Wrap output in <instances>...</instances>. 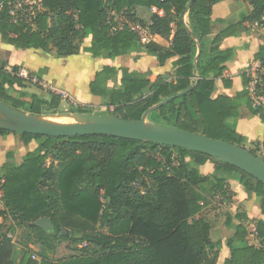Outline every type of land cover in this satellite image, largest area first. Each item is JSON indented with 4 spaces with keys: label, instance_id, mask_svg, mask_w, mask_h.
Instances as JSON below:
<instances>
[{
    "label": "trees",
    "instance_id": "trees-1",
    "mask_svg": "<svg viewBox=\"0 0 264 264\" xmlns=\"http://www.w3.org/2000/svg\"><path fill=\"white\" fill-rule=\"evenodd\" d=\"M222 1L41 0L43 11L37 14L33 31L25 24H13L0 12V36L3 43L17 50H54L63 58L79 52L89 31L90 44L83 52L93 58L144 53L163 65L177 57L172 79H150L148 74L106 66L96 73L89 91L101 98L102 107L111 110L109 116L135 121L150 108L179 95L151 112L147 121L244 148L246 139L236 133L239 111L246 107L264 121L262 109L252 108L244 90L234 97L213 98L212 94L214 81L223 77L225 64L234 56L233 49H221L220 44L248 32L246 22L264 28V0H247L251 13L228 23L207 49L202 40L213 26L211 7ZM152 7L164 16L152 13ZM113 13L147 27L156 41L144 45L128 27L116 29ZM255 60L264 65V45ZM20 70L17 66L7 70L0 64V101L30 115H60V97L50 93L49 99H44L26 92L33 76L29 74L27 80L19 75ZM118 75L116 87H111ZM261 81L264 94V76ZM69 113L90 114V109L70 105ZM7 134L0 130L1 136ZM19 136L25 146L34 141L37 147L20 165L11 162L12 154H8L0 167V264H15L18 253L6 236L8 230L17 229H25L33 244L51 254V260L37 262L28 249L23 250L18 264H215L219 243L211 240L210 224L197 216L209 198L217 193L225 196L229 179L255 194L262 218L254 223L255 247L246 240V213L227 216L226 226L233 225L234 234L226 242L231 255L224 264H264V184L235 167L196 152L111 136ZM209 160L218 164L213 173L203 175L199 168ZM44 217L53 224L54 236L33 225ZM7 221L11 224L5 231ZM123 222L130 223L127 234L105 233ZM215 249L210 257L209 251Z\"/></svg>",
    "mask_w": 264,
    "mask_h": 264
},
{
    "label": "crops",
    "instance_id": "crops-1",
    "mask_svg": "<svg viewBox=\"0 0 264 264\" xmlns=\"http://www.w3.org/2000/svg\"><path fill=\"white\" fill-rule=\"evenodd\" d=\"M251 11V3L247 2V0H225L214 4L211 7L210 16L213 22L211 32L202 40L207 44V49H210V42L213 41L218 32L227 27L228 23L238 21L242 16L249 15ZM158 16L163 17L164 12L161 11ZM219 21H223V23H219ZM183 22L186 25L188 24V14L184 15ZM85 34V38L81 41L79 52L75 55L63 58H58L54 50L50 52H45L40 49L17 50L13 46L3 43L0 36V64H4L8 70L10 67L17 66L27 75L30 74L45 84L43 86L31 83L29 85L27 84L26 90L28 93L36 94L44 99H49L51 88L57 92L69 94L73 106L79 105L93 109L103 108L101 106L102 100L100 97L90 93L89 85L93 82L96 73L106 66L115 69L127 68L129 71L148 74L151 79H154L156 76H167L168 79L174 78L173 64L177 60V57L168 59L163 65H159L154 57L144 53L132 54L131 56L116 59H106L102 57L93 58L91 55L83 52V49L90 44L89 31ZM263 45L264 29L262 28H251L240 37H228L222 41L220 48L233 49L234 56L225 64L226 68L223 77L214 81L215 91L212 94L213 98L218 95L234 97L244 90L245 78L243 73L255 60V55ZM119 77L120 75L116 77L111 87H116ZM64 105L66 107L70 106L66 102L61 101V109ZM236 133L246 139L243 144L246 150L249 149L251 145L262 147L264 141V121L258 116H254L246 107L242 108L237 117ZM36 147L37 144L34 141L28 146H25L21 142L19 135L11 133L3 136L0 135V167L7 161L8 154H12L11 162L15 165H20L23 157L27 153L35 150ZM214 168L215 163L209 160L199 168V171L203 175H208L213 173ZM192 190L200 192L196 188ZM225 193V196L221 193H217L209 198V204L204 207L197 216V218H200L205 215L210 207L215 209L213 213L210 209L211 214L207 216L210 221L212 220V223L207 221L211 226V240L215 243H219L218 256L215 264H224L225 260L229 259L231 255L229 248L226 246V242L233 236L234 227L233 225L229 227L226 226L227 216L233 217L237 211H242L246 213L248 218L251 216H256L257 220L262 218L260 215L259 199L255 194L247 193L237 181L232 179L227 180ZM215 205L220 209L214 207ZM215 213L221 214L219 220H217ZM121 225L122 223L120 226ZM125 225L129 230L130 223L127 222ZM117 229H112V231ZM214 229H218L223 234V238H214ZM8 234L11 233L8 232ZM108 235L120 236L118 234H113V232ZM33 245L37 246L36 253L38 260L35 261L39 262L42 258L51 260V254L47 250L38 244ZM13 246L15 252L18 253V256L15 258V264H18L21 252L28 248L27 245L15 246L14 244ZM28 250L32 254V251L30 249ZM215 251L216 249L213 252ZM60 264H76V261L63 262Z\"/></svg>",
    "mask_w": 264,
    "mask_h": 264
},
{
    "label": "water",
    "instance_id": "water-1",
    "mask_svg": "<svg viewBox=\"0 0 264 264\" xmlns=\"http://www.w3.org/2000/svg\"><path fill=\"white\" fill-rule=\"evenodd\" d=\"M178 96H172L150 108L138 121L96 114H61L60 118L69 121L52 122L48 121V118L11 108L0 101V130L16 135L28 134L57 138L103 135L180 148L219 160L264 184V160L252 155L245 148L147 121L146 118L151 112ZM33 225L50 236L55 234L54 226L48 217L37 220Z\"/></svg>",
    "mask_w": 264,
    "mask_h": 264
},
{
    "label": "built area",
    "instance_id": "built-area-1",
    "mask_svg": "<svg viewBox=\"0 0 264 264\" xmlns=\"http://www.w3.org/2000/svg\"><path fill=\"white\" fill-rule=\"evenodd\" d=\"M43 8L41 5V0H0V12H5L9 17L10 22L13 24H25L27 29L33 31L35 29V18L38 13L42 12ZM152 13H156L157 15L161 13L155 7L151 8ZM112 23L116 24V29H121L124 26L128 27L132 32H134L141 44H148L151 41H155V39L150 35L147 27L142 26L137 22H130L123 17H118L113 13ZM245 26L247 28L259 29L261 28L257 22H246ZM264 29V28H262ZM8 70V68L5 67ZM19 75L28 80V75L22 70H20ZM244 78L247 83L244 85V91H246L250 101L252 108H260L263 111L264 115V94L262 91V77L264 76V65L261 60H254L244 71ZM31 84L43 86L42 82H40L36 77H33L30 81ZM50 93L57 94L60 97L62 102H66L69 105H72L71 98L69 94L65 92H57L54 89L50 88ZM178 165V161L176 155H172V166L175 167ZM2 180L0 181V204L2 203ZM0 224H2V220L0 219ZM252 236H254V228L251 232ZM250 235V233H249ZM248 235V236H249ZM7 239H10L13 244V238L11 234H7ZM255 238V237H254ZM3 238L0 237V242H2ZM248 242V237H247ZM249 244V243H248ZM250 245V244H249ZM32 259L35 257L32 255Z\"/></svg>",
    "mask_w": 264,
    "mask_h": 264
},
{
    "label": "rangeland",
    "instance_id": "rangeland-1",
    "mask_svg": "<svg viewBox=\"0 0 264 264\" xmlns=\"http://www.w3.org/2000/svg\"><path fill=\"white\" fill-rule=\"evenodd\" d=\"M151 79V77H150ZM29 85V84H28ZM27 86V85H26ZM27 92V90H26ZM68 104V103H67ZM69 107V106H68ZM66 107L65 105L62 107L61 109V106H60V112L61 114H74V113H69V108ZM90 109V114H96V115H102V116H109L111 114V110H108L107 108L103 107V108H97V109H93V108H89ZM60 114V115H61ZM56 116L54 118H48L50 121H53V122H67L69 121L68 119H64V118H60L59 116ZM36 143V142H35ZM248 151H252L254 152L258 157H264V150L262 147H258L257 145L254 146V145H251L249 147V149H247ZM212 162H214L215 164H218L217 161H213L211 160ZM218 209H220L218 206H214ZM3 209V204L1 203L0 204V210ZM210 209H211V212L213 213V211L215 209H213L212 207L209 208V211L207 210V212L205 213V215H203L202 218L203 220L205 221H208L210 223H212V220L210 221V219H208V215L211 214L210 212ZM216 217H217V220H219L221 218V214L220 213H215ZM220 216V217H219ZM257 220V217L256 216H251L249 218L246 219V221L244 222V225L246 226L248 232L250 233V235L248 236V243L251 245V246H255L257 247L258 246V242L257 240L254 238V236H252L251 232L254 228V223L256 222ZM11 222L10 221H7L5 226H4V230L7 231V228L8 226H10ZM127 224V222H124L122 223L121 226H119V228L115 231H112V230H108L106 231L107 234H110L111 232H113V234H118V235H124V234H127V226L125 225ZM9 233L12 234L13 236V245L15 244V246H23V245H27V248L30 249L32 251V255H34L35 259L34 260H38V256H37V253H36V247L35 245H33V242H32V239L28 238L27 237V231L25 229H21V230H16L14 232H11L8 230ZM213 237L215 238H223V234L218 230V229H214L213 231ZM210 236H211V233H210ZM212 239V237H211ZM31 246V248H30ZM212 254H213V251H209V256L212 257Z\"/></svg>",
    "mask_w": 264,
    "mask_h": 264
},
{
    "label": "bare ground",
    "instance_id": "bare-ground-1",
    "mask_svg": "<svg viewBox=\"0 0 264 264\" xmlns=\"http://www.w3.org/2000/svg\"><path fill=\"white\" fill-rule=\"evenodd\" d=\"M48 121H50V120H48ZM53 122V121H52Z\"/></svg>",
    "mask_w": 264,
    "mask_h": 264
}]
</instances>
